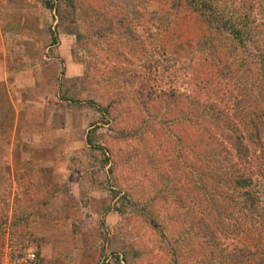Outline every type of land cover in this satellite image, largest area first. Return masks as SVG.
Listing matches in <instances>:
<instances>
[{
	"label": "rangeland",
	"instance_id": "374dc122",
	"mask_svg": "<svg viewBox=\"0 0 264 264\" xmlns=\"http://www.w3.org/2000/svg\"><path fill=\"white\" fill-rule=\"evenodd\" d=\"M45 1L0 0V264H180L188 254L173 263L172 249L185 235L192 237L193 264L201 251L244 239L245 229L241 236L216 232V247L199 250L200 237L180 232L183 222L210 219L186 177L204 141L179 114L198 100L228 117L256 103L261 116L264 77L254 69V47L244 41L234 54L222 45L220 58L206 68L198 40L215 22L183 1L70 0L59 14ZM242 2L216 3H227L226 16L240 12ZM248 2L249 20L263 26L264 0ZM171 90L180 94L174 119L156 98ZM106 104L110 115L98 111ZM262 123L261 145L248 144L237 164L258 197L263 220L255 217L257 227L264 221V117ZM210 134L228 146L219 131ZM189 135L190 154L180 146ZM177 148L184 150L175 162ZM161 175L176 188L175 202L161 191Z\"/></svg>",
	"mask_w": 264,
	"mask_h": 264
},
{
	"label": "trees",
	"instance_id": "16d2710c",
	"mask_svg": "<svg viewBox=\"0 0 264 264\" xmlns=\"http://www.w3.org/2000/svg\"><path fill=\"white\" fill-rule=\"evenodd\" d=\"M48 1H45V6L49 9H54L57 14H59V8L62 3L68 7L72 6L70 0H53L55 4ZM182 1L185 5L190 6L202 19L206 18L215 22L212 25L207 24L205 26V31L202 32L203 34L198 40L199 48L201 50L204 49L206 53V62L203 66L208 68L214 65V59L220 58V52H223L222 45L235 54L236 52H241L244 41H247L255 49V54L253 55L256 58L259 57V63L254 69L261 72V76L264 77V25L257 26L251 22L252 20H249L251 19L249 12L252 10V3H249L248 0H243L242 5L239 6L241 13H235L236 10L233 12L228 11L229 14L223 16L227 3L219 4V6L216 3H220L223 0H173V4H179ZM261 11L264 17V4L259 7V12ZM220 25L224 30L228 31V36L218 35V30L216 31L214 26L218 27ZM256 27H259V29H255ZM122 32L125 36H128L125 34L127 33L125 29ZM241 43L242 45L240 46L239 44ZM250 63L252 64V62ZM252 84L256 87L254 81ZM134 93L136 95L135 98L141 100V90H135ZM179 97L180 94L173 90L165 92L164 96H156L159 100V108L162 106L169 107L167 112L171 119L177 117V110H172V105L176 104ZM165 99L167 101L162 104ZM146 102L145 100L141 103L144 106ZM190 106L191 108H188L187 105H184V110H181L179 114L180 118L182 122L186 123L188 131L191 127L199 129L204 143H198L197 157L195 159L198 162H189L191 163L192 172L187 171L186 177L197 186L196 191L197 193L199 192V201L202 203L200 209L207 215L206 218L210 219V224L206 223L204 225L203 222H200L202 219L198 218L200 220L198 223L188 222L185 226L183 222L180 232L183 234L193 233L194 236L200 237L199 250L206 247L211 250L217 245L216 232L221 233L222 236L230 233L241 236V231L246 230L244 239L240 240L238 238L237 243L232 247L228 248L221 244L220 248H217L215 252L202 254L203 251H201L200 260L193 264H264V236L262 235L264 221L260 222V227H257L255 218L259 215L261 220H263L262 214H258V197L248 188L251 184L250 176L239 172V168H237V164L245 161L247 157V145L249 144L250 146L254 144L253 142L260 144L259 133L262 129L261 124H263L264 113L260 116L256 112L259 108L256 103L255 106L246 111L238 109L236 116L232 117L234 119L238 117L239 122L243 124L245 133H241L236 131L233 125V118L228 117L222 108H218L213 103L202 106L196 100ZM98 111L101 114L110 115V105L100 106ZM171 127L172 125H169L167 128L171 129ZM216 131H219L228 146L222 145L217 137H213L210 134H215ZM91 133L88 130L85 137V141L89 146L93 145L90 138ZM186 134L188 135V133ZM183 136H185V133H183ZM188 137L186 142H183L180 146L186 145L188 148L186 152L190 154L194 149V141L190 138V135ZM245 138L247 139L246 142L244 141ZM172 149H174V146H172ZM183 150L181 148L180 151L177 148L175 159L172 160L176 162V157L181 155L178 153H183ZM232 153H234L233 158L236 162L232 161ZM105 160H107V157ZM163 177L165 180L161 182L163 186L161 191L166 196H170L175 202V196L177 197L176 188H174L172 183L167 182L169 179L165 175ZM149 221L152 226L156 224L153 218ZM185 236L181 237L178 242L174 240L176 246L172 249L171 255L173 263L181 260L182 253H187L186 261H181L180 264H192L189 257V255L195 254L194 248L189 244L192 237L190 235ZM121 259L123 260V258ZM114 261L118 263L120 258L114 255Z\"/></svg>",
	"mask_w": 264,
	"mask_h": 264
},
{
	"label": "built area",
	"instance_id": "2783aa9c",
	"mask_svg": "<svg viewBox=\"0 0 264 264\" xmlns=\"http://www.w3.org/2000/svg\"><path fill=\"white\" fill-rule=\"evenodd\" d=\"M28 256H29L30 258H33V257H34V254H33V253H30Z\"/></svg>",
	"mask_w": 264,
	"mask_h": 264
}]
</instances>
